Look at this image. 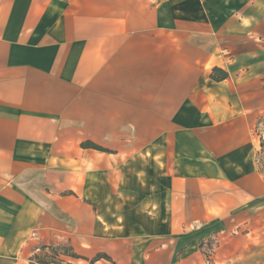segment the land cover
I'll return each instance as SVG.
<instances>
[{"label": "crops", "instance_id": "1", "mask_svg": "<svg viewBox=\"0 0 264 264\" xmlns=\"http://www.w3.org/2000/svg\"><path fill=\"white\" fill-rule=\"evenodd\" d=\"M260 124L264 0H0V264H264Z\"/></svg>", "mask_w": 264, "mask_h": 264}, {"label": "trees", "instance_id": "2", "mask_svg": "<svg viewBox=\"0 0 264 264\" xmlns=\"http://www.w3.org/2000/svg\"><path fill=\"white\" fill-rule=\"evenodd\" d=\"M228 77V74L223 72L220 69H215L213 74H212V79L215 81H222L225 80ZM84 146L88 147V148H92L95 150H99V151H105V149L93 144V143H86L84 144ZM43 250H45V248H43ZM49 252L50 255H45L42 259H39V262L41 264H49L50 262H56V259L59 257L60 254H64V255H68L71 256L73 258H79L75 253L72 252L71 249L68 248H64V247H58V248H49ZM99 258H105L108 259V257H101L99 256L97 258V260H99Z\"/></svg>", "mask_w": 264, "mask_h": 264}, {"label": "built area", "instance_id": "3", "mask_svg": "<svg viewBox=\"0 0 264 264\" xmlns=\"http://www.w3.org/2000/svg\"><path fill=\"white\" fill-rule=\"evenodd\" d=\"M264 133V127H263V125L262 124H260L259 126H258V128L256 129V134L257 135H261V134H263ZM260 137H262V136H260ZM261 143H262V146H263V148H264V137H263V139L261 138Z\"/></svg>", "mask_w": 264, "mask_h": 264}, {"label": "rangeland", "instance_id": "4", "mask_svg": "<svg viewBox=\"0 0 264 264\" xmlns=\"http://www.w3.org/2000/svg\"><path fill=\"white\" fill-rule=\"evenodd\" d=\"M260 136H262V137H260ZM257 135L256 134V137L258 138V140L260 141V144H261V146H262V143H261V138L263 139V137H264V133L263 134H261V135ZM262 151H263V153H264V148H263V146H262ZM261 152V151H260ZM56 263V262H55ZM57 264H64V263H59L58 261H57ZM66 264V263H65ZM68 264V263H67ZM77 264H86V263H84V262H78Z\"/></svg>", "mask_w": 264, "mask_h": 264}]
</instances>
